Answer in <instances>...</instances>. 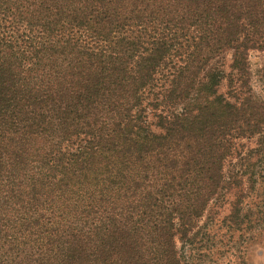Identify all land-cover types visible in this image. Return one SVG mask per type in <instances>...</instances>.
<instances>
[{
	"label": "trees",
	"instance_id": "16d2710c",
	"mask_svg": "<svg viewBox=\"0 0 264 264\" xmlns=\"http://www.w3.org/2000/svg\"><path fill=\"white\" fill-rule=\"evenodd\" d=\"M253 51L264 0H0V264H184L264 159Z\"/></svg>",
	"mask_w": 264,
	"mask_h": 264
},
{
	"label": "rangeland",
	"instance_id": "374dc122",
	"mask_svg": "<svg viewBox=\"0 0 264 264\" xmlns=\"http://www.w3.org/2000/svg\"><path fill=\"white\" fill-rule=\"evenodd\" d=\"M250 63L253 87L262 94L259 69L264 66V52L253 51ZM237 142L238 155L232 162L245 173L238 213L230 216L236 194H224L213 202L190 238L185 242L177 239L184 264H264V159L254 149L253 139Z\"/></svg>",
	"mask_w": 264,
	"mask_h": 264
}]
</instances>
